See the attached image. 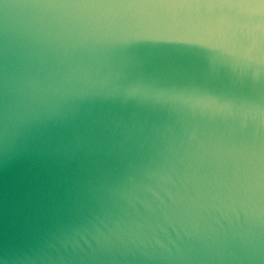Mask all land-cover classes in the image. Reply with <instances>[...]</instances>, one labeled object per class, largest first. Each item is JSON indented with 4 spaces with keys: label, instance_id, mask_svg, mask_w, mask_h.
I'll list each match as a JSON object with an SVG mask.
<instances>
[{
    "label": "water",
    "instance_id": "1",
    "mask_svg": "<svg viewBox=\"0 0 264 264\" xmlns=\"http://www.w3.org/2000/svg\"><path fill=\"white\" fill-rule=\"evenodd\" d=\"M0 264H264V0H0Z\"/></svg>",
    "mask_w": 264,
    "mask_h": 264
}]
</instances>
